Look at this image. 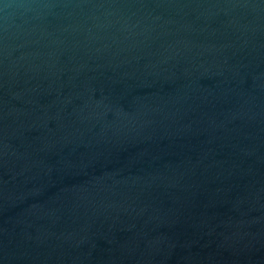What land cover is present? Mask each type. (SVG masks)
<instances>
[{
	"label": "water",
	"instance_id": "obj_1",
	"mask_svg": "<svg viewBox=\"0 0 264 264\" xmlns=\"http://www.w3.org/2000/svg\"><path fill=\"white\" fill-rule=\"evenodd\" d=\"M0 264H264V0H0Z\"/></svg>",
	"mask_w": 264,
	"mask_h": 264
}]
</instances>
